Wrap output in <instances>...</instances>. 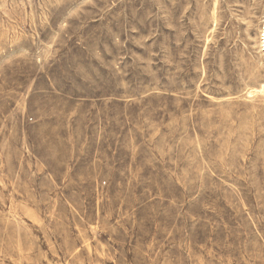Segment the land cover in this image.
Returning a JSON list of instances; mask_svg holds the SVG:
<instances>
[{"label":"rangeland","instance_id":"374dc122","mask_svg":"<svg viewBox=\"0 0 264 264\" xmlns=\"http://www.w3.org/2000/svg\"><path fill=\"white\" fill-rule=\"evenodd\" d=\"M263 20L0 0V264H264Z\"/></svg>","mask_w":264,"mask_h":264},{"label":"bare ground","instance_id":"6f19581e","mask_svg":"<svg viewBox=\"0 0 264 264\" xmlns=\"http://www.w3.org/2000/svg\"><path fill=\"white\" fill-rule=\"evenodd\" d=\"M262 22H263V26H262L263 28L261 29V39H262V43H263V46H264V20Z\"/></svg>","mask_w":264,"mask_h":264}]
</instances>
